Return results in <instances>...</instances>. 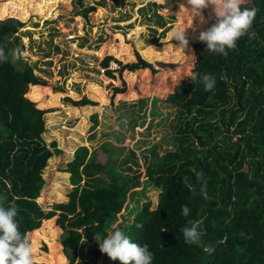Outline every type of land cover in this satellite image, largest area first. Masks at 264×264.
<instances>
[{"label": "trees", "instance_id": "trees-1", "mask_svg": "<svg viewBox=\"0 0 264 264\" xmlns=\"http://www.w3.org/2000/svg\"><path fill=\"white\" fill-rule=\"evenodd\" d=\"M241 8H255L256 15L227 56L208 52L197 38L191 42L195 60L192 57L190 72L213 75L214 89L205 91L199 76L192 82L190 72L184 75L161 100L164 106L175 107L172 130L162 125L160 140L147 147L141 132L134 147L109 140L90 151L77 145L61 168L71 184L67 197L49 209L36 197L51 156L61 152L54 139H43L44 114L53 107H38L25 95L29 84L42 81L33 64L21 54L14 56L23 47L17 34L22 21L0 17V46L9 57L0 62V195L7 197L6 206H17L15 219L23 236L28 238L42 219L55 214L67 263L97 264V258H76L78 242L95 240L96 233L104 237L118 222L129 192L143 185L135 173L141 166L145 181L157 190L156 201L152 205L144 198L133 216L125 218L127 223L120 224L134 242L149 245L152 264H264V0H245ZM214 22L211 19L208 27ZM133 53L136 59L125 63L105 55L100 65L109 77L114 70L107 67L109 60L120 63L121 69L144 66L138 51ZM123 83L111 92L123 91ZM163 110L153 105L148 126L157 113L158 122L166 120L169 114ZM162 138L167 144L161 150ZM183 205L191 210L188 217L182 215ZM201 219V244L185 243L180 229ZM50 246L55 255H42L51 264L55 258L62 264L60 252L52 242ZM208 247L214 249L210 254Z\"/></svg>", "mask_w": 264, "mask_h": 264}, {"label": "rangeland", "instance_id": "rangeland-1", "mask_svg": "<svg viewBox=\"0 0 264 264\" xmlns=\"http://www.w3.org/2000/svg\"><path fill=\"white\" fill-rule=\"evenodd\" d=\"M181 4L187 6L186 0H0V17L13 16L22 21L17 30L23 45L20 54L33 64V72L42 81L29 84L25 95L33 99L38 107L63 105L65 110V103L69 102L80 107L82 104H93L97 110L95 120L99 126L97 122L94 126H98V129L95 130L90 122L92 125L88 124L89 131L84 135L64 132L68 129L64 126L66 123L53 122V110L45 112L48 128L43 139L48 142L54 137L52 139H56V146L63 148V156L53 154L50 167L45 170V183L36 197L44 209L67 197L64 187L68 181L67 172L61 168L67 158V149L73 148L75 144L87 145L89 151L99 144V140L134 147L141 132L143 134L140 133V137L144 135L146 141L143 146L147 147L150 141L160 140L158 130L162 125L172 130L170 123L175 107L164 106L161 100L173 89L174 84L190 72L191 42L215 18L211 6L202 9L207 22L200 24L198 18H194V29H185L189 46L183 52L175 45L177 42L171 40V33L186 27L189 22V14L180 9ZM135 49L145 65L121 69L120 63L136 59L133 53ZM105 55H111L120 62L117 64L109 60L107 67L114 68L113 77L105 74L100 65ZM122 81L123 91L112 93V87L121 86ZM151 95L156 101L146 103ZM64 96H68L69 100L63 99ZM139 97L143 100L139 101ZM84 99L94 103L82 102ZM154 104L168 111L169 115L160 123V114L157 113L147 126L144 122L147 114L151 116ZM164 139H161V150L167 144ZM135 151L139 153L140 149L135 148ZM135 173L143 185L141 183L142 187L138 186L129 192L124 210L117 217L121 229L120 223H127L125 218L129 220L133 216L141 200L149 198L152 205L156 201L157 190L145 181L143 167L140 166ZM60 232L55 224V214L43 219L38 227L29 231L33 261L44 259L46 264H51L42 254L51 252L55 255L50 250L51 242L55 251L61 249ZM98 248L96 240L81 238L75 251L76 258H97L99 264H119L118 260L110 259L106 253H96ZM56 262L55 258L53 264Z\"/></svg>", "mask_w": 264, "mask_h": 264}, {"label": "clouds", "instance_id": "clouds-1", "mask_svg": "<svg viewBox=\"0 0 264 264\" xmlns=\"http://www.w3.org/2000/svg\"><path fill=\"white\" fill-rule=\"evenodd\" d=\"M244 2L245 0H186L187 6L181 4L180 9L188 12L189 22L186 27L174 30L171 33V40H175L177 42L175 45L184 52V49L189 46L185 29H194V18H198L200 24L206 23L202 9L211 6L215 22L201 30L197 39L206 43L208 52L227 56V50L236 47V41L248 32L256 15L255 8H241ZM14 56L17 59L20 57L19 49L15 50ZM192 57L195 60V57ZM8 59L5 48L0 46V62H7ZM198 76L205 91L214 89L216 80L213 75L206 73L200 76L196 72L188 74L192 82L196 81ZM202 175V173H197L198 178H202ZM6 202L7 197L0 195V264H33V249L30 240L21 234L15 219L18 214L17 206L15 203L6 206ZM190 212L188 206H182L183 216L188 217ZM202 224V219L189 221L190 226L180 229L185 243L198 246L201 244ZM137 227H142V225H137ZM167 230L164 228L162 231ZM94 239L98 243L100 252L106 253L112 260H118L120 264H152L153 253L149 251V245L134 242L120 228L118 222L111 224L106 236L102 237L100 233H96ZM205 250L209 254L214 251L211 247Z\"/></svg>", "mask_w": 264, "mask_h": 264}, {"label": "crops", "instance_id": "crops-1", "mask_svg": "<svg viewBox=\"0 0 264 264\" xmlns=\"http://www.w3.org/2000/svg\"><path fill=\"white\" fill-rule=\"evenodd\" d=\"M191 56H192V53H191ZM188 67H189V65H188ZM168 77H170V76H168ZM173 83V82H172ZM167 84H168V82H167ZM170 84V83H169ZM174 84V83H173ZM172 84V85H173ZM148 95V94H147ZM114 99H116V100H118L119 99V97L117 98V97H114ZM33 100V99H32ZM123 100V99H122ZM143 100V98L142 97H139V101H142ZM146 100H148V101H146V103H150L152 100H153V97H152V95L148 98V99H146ZM150 101V102H149ZM50 107H53V109H51V110H53V113H52V115H53V117H51L52 118V121L53 122H55V123H59V121L60 122H65L66 124L64 125V126H66L68 129H65V131L64 132H68V133H70V134H77V135H84V133L86 134V131H89L88 130V124H93V126H94V124L97 122V120H95V116H97V110H96V107H94L93 106V104H82L81 105V107H80V105H71L69 102H67V103H65V106L64 107H67V109H63V105H61V107L59 106V105H54V106H50ZM70 110H69V109ZM80 108H82V109H80ZM76 110H78V113H76ZM163 110V109H162ZM49 111V110H48ZM62 111H65L66 113H63ZM47 112V111H46ZM55 112V113H54ZM88 112L90 113V114H88ZM65 114V115H64ZM45 115V114H44ZM88 116H90V118H88ZM151 117V116H150ZM149 115L147 114V118H146V121L144 122V123H146V125L148 126V120H149ZM137 118V117H136ZM135 122H137V120H134ZM91 122V123H90ZM52 123V122H51ZM91 124V125H92ZM96 125H98V122H97V124ZM95 125V126H96ZM145 125V126H146ZM94 126V127H95ZM99 126V125H98ZM98 126L97 127H95L94 129L96 130V129H98ZM45 127H46V129H45V131H47V128H48V126H47V123L45 122ZM50 128V127H49ZM130 129V128H129ZM45 131H44V135H45ZM85 131V132H84ZM43 135V136H44ZM98 136H99V134H97ZM85 137V136H84ZM125 137H127V134L125 135ZM52 138H54V137H52ZM52 138L51 139H49V140H52ZM84 139H86V137L84 138ZM49 140H47V141H49ZM56 140V139H55ZM100 142H101V140H99L97 143H99L100 144ZM124 142V141H123ZM96 143V144H97ZM124 144V143H123ZM126 144V143H125ZM77 145H80V144H75V146L73 147V148H69V149H67V153H65V157H67L66 158V160L67 159H69L70 157H71V154H72V152H73V150H74V148L77 146ZM84 145V144H83ZM98 145V144H97ZM71 146V145H70ZM87 148H88V146L87 145H85ZM59 148V147H58ZM94 148V147H93ZM60 149L61 150H63V148H61L60 147ZM57 155H62L63 156V153L62 152H59V153H56ZM62 156H61V158H62ZM60 157V156H59ZM51 160V159H50ZM49 160V167H50V163H51V161ZM65 160V161H66ZM64 161V162H65ZM66 172V171H65ZM67 176H68V173H67ZM71 184L69 183V181H67L66 183H64V187H65V189L67 188V186H70ZM66 199V198H65ZM64 199V200H65ZM40 204V203H39ZM41 205V204H40ZM42 206V205H41ZM44 208V207H43ZM50 217H52V216H50ZM47 218H49V217H47ZM44 219H46V218H44ZM42 221H43V219H42ZM38 227V226H37ZM36 228V227H35ZM35 228H33V229H35ZM32 229V230H33ZM31 230V231H32ZM59 246H61V244L59 245ZM61 249H59L57 252H60V254H61V258H63L64 260H63V263L62 264H68L67 263V258L65 257V255H64V253H63V251H62V247H60ZM41 262V263H40ZM46 262L47 261H45L44 259H42V260H38V261H33V264L34 263H36V264H46ZM97 264H99V263H97Z\"/></svg>", "mask_w": 264, "mask_h": 264}]
</instances>
